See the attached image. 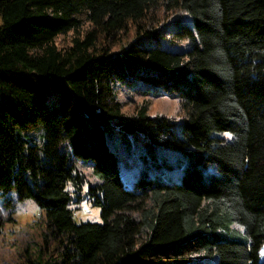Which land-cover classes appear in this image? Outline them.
Masks as SVG:
<instances>
[{
	"label": "trees",
	"instance_id": "trees-1",
	"mask_svg": "<svg viewBox=\"0 0 264 264\" xmlns=\"http://www.w3.org/2000/svg\"><path fill=\"white\" fill-rule=\"evenodd\" d=\"M177 10L190 20L153 25ZM122 88L175 96L183 116H151L148 100L125 113ZM133 133L144 163L129 185ZM79 161L102 222L74 219ZM11 192L56 243L26 264H264V0H0L6 206Z\"/></svg>",
	"mask_w": 264,
	"mask_h": 264
},
{
	"label": "rangeland",
	"instance_id": "rangeland-1",
	"mask_svg": "<svg viewBox=\"0 0 264 264\" xmlns=\"http://www.w3.org/2000/svg\"><path fill=\"white\" fill-rule=\"evenodd\" d=\"M177 18L183 21L190 20V17L184 11H160L153 25L155 27L165 26ZM70 36H72V33ZM135 36V27H129L113 45L112 49L114 51L119 50L121 46L134 39ZM172 45H175L178 50H183L187 48V41L175 42ZM119 98L124 104V112L128 114L134 113L141 103L148 100L150 102L148 113L151 116H167L176 122H179L183 116L179 99L175 96H146L140 92L122 88L119 92ZM129 135L132 143L129 151L128 148L125 149L127 151L125 156L127 157L122 158V163L124 162L122 167L125 181L131 185L137 175L138 167L141 168L144 162L141 156L143 152L142 142L135 139L136 135L134 133ZM216 136L224 141L232 140L231 134L227 132ZM78 168L82 172L85 185L82 190L83 200L72 205L74 219L78 223L83 221L102 222L101 208L94 206L87 194L89 183H93L97 179L92 172V162L79 161ZM181 170L182 167H178V165L166 168L164 176L170 180H179ZM11 195V205L8 206L5 205V199L0 198V209L4 219V226L0 233V264H26L29 258H35L40 254H43L44 258H50L55 253L56 243L51 239L46 240L47 226L43 210L31 198L19 200L15 193L11 192ZM238 238L241 239L242 237ZM262 255L264 258V250ZM198 257L202 258V255ZM203 259L210 263V259L204 257Z\"/></svg>",
	"mask_w": 264,
	"mask_h": 264
}]
</instances>
